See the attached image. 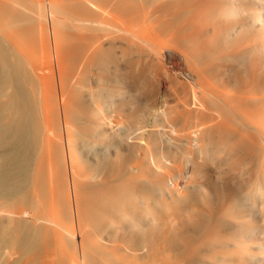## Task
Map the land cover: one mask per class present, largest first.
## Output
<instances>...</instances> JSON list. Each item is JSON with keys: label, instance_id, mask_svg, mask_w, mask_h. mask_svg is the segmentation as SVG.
I'll return each instance as SVG.
<instances>
[{"label": "bare ground", "instance_id": "1", "mask_svg": "<svg viewBox=\"0 0 264 264\" xmlns=\"http://www.w3.org/2000/svg\"><path fill=\"white\" fill-rule=\"evenodd\" d=\"M255 180L264 0H0V264H264Z\"/></svg>", "mask_w": 264, "mask_h": 264}, {"label": "clouds", "instance_id": "2", "mask_svg": "<svg viewBox=\"0 0 264 264\" xmlns=\"http://www.w3.org/2000/svg\"><path fill=\"white\" fill-rule=\"evenodd\" d=\"M188 159H190V157ZM244 167L246 168L247 165H245ZM201 192L203 193V196L201 197V202L205 203L203 197L206 196L208 204V200H210V194L208 193L207 189L204 188L201 189ZM242 198L245 200V202L252 204L258 210L261 205H264V183L260 182L259 180L253 181L252 184L248 185L245 189ZM196 211L197 210L193 208L192 210L186 211L184 213V217L188 224H192L195 222L194 213ZM178 223V221L173 220L171 222V227L177 228Z\"/></svg>", "mask_w": 264, "mask_h": 264}, {"label": "rangeland", "instance_id": "3", "mask_svg": "<svg viewBox=\"0 0 264 264\" xmlns=\"http://www.w3.org/2000/svg\"><path fill=\"white\" fill-rule=\"evenodd\" d=\"M124 60L126 61L127 59H124ZM100 138H101V137H100ZM100 138L98 139L99 141L102 140V138H101V139H100Z\"/></svg>", "mask_w": 264, "mask_h": 264}]
</instances>
